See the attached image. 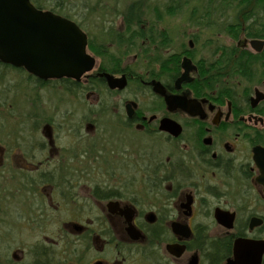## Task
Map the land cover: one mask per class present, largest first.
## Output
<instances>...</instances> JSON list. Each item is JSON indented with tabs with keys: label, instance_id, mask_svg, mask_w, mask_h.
Returning <instances> with one entry per match:
<instances>
[{
	"label": "flooded vegetation",
	"instance_id": "flooded-vegetation-1",
	"mask_svg": "<svg viewBox=\"0 0 264 264\" xmlns=\"http://www.w3.org/2000/svg\"><path fill=\"white\" fill-rule=\"evenodd\" d=\"M52 14L86 35L95 67L78 80H43L0 62V264H227L236 242H264V44L248 49L242 32L233 41L223 28L235 45L198 53L191 37L173 53L143 41L127 51L117 42L124 17L95 41L76 15ZM228 49L233 58L223 67ZM136 52L147 63L140 73L130 59ZM246 53L257 58L250 80ZM172 56L178 73L152 62ZM183 58L193 69L176 87ZM11 73L33 93L26 117L17 113L16 93L6 92ZM105 74L125 77L124 89L110 90ZM152 82L181 106L168 110ZM127 89L123 106L105 108ZM98 93L88 112L67 108L54 118L58 111L47 108L55 96L82 105ZM88 115L103 123H84ZM162 121L179 132L160 130ZM100 177L125 179L126 188L96 184ZM10 242L18 256L5 247Z\"/></svg>",
	"mask_w": 264,
	"mask_h": 264
},
{
	"label": "water",
	"instance_id": "water-1",
	"mask_svg": "<svg viewBox=\"0 0 264 264\" xmlns=\"http://www.w3.org/2000/svg\"><path fill=\"white\" fill-rule=\"evenodd\" d=\"M30 0H0V62L12 68L24 70L39 79L70 78L78 80L95 67V60L87 54V38L79 27L50 11L36 9ZM259 50L263 41H251ZM182 81H188L190 59H181ZM110 90L124 89L125 77L119 79L104 75ZM153 93L164 97L168 110L180 107L176 98L164 96L162 86L152 82ZM255 102L262 97L256 96ZM183 107V106H182ZM128 108V106H127ZM130 116V111H128ZM160 130L173 134L179 128L171 121H162ZM264 254V242L238 241L234 246V259L227 264H260Z\"/></svg>",
	"mask_w": 264,
	"mask_h": 264
},
{
	"label": "rangeland",
	"instance_id": "rangeland-1",
	"mask_svg": "<svg viewBox=\"0 0 264 264\" xmlns=\"http://www.w3.org/2000/svg\"><path fill=\"white\" fill-rule=\"evenodd\" d=\"M40 6H42L46 10L55 9L58 11L69 12L71 17H74L76 15V18L81 19V24L86 30V33H89L90 36L96 41L99 38V31L106 29L107 27L119 29L122 27L123 17L128 12V9H130V6L133 4V2H140L144 0H36ZM166 0H154L152 2H149L148 5L151 7L158 8V11L162 13V6L163 3ZM212 0H198V2L193 1L191 2V6L184 8L183 11L175 16H166L163 14V20L161 23L153 24L157 31H166L170 37V49L168 50L169 53L177 52L182 49L188 48L189 42H193L191 37H194L193 45L198 53H202L203 50H206L210 47H208L209 44H215V43H224L225 45H235V43L230 40V38L223 34L222 30L224 26L226 27L229 23H234L238 21H242V16L247 12L241 11L235 14V11L233 12L231 9H225L223 13H221V16L218 15L221 12V9H216L219 7V5L215 2H211ZM143 5V4H142ZM234 6V5H233ZM208 7V8H206ZM216 7V8H215ZM144 6H142V9ZM209 9L211 13H217L216 17L212 20V29H206L205 26H196L195 24L191 23L190 20L193 19L196 21H201L200 14L204 13ZM242 9V8H240ZM75 18V19H76ZM237 19V20H236ZM149 20V19H148ZM215 31V32H213ZM119 35V33H118ZM141 43V41H139ZM147 43V42H145ZM246 45L249 49V40H247ZM208 47V48H207ZM140 51V49H138ZM134 55H137L135 58L132 59L131 64L133 65V68H137V70L140 73V70L144 68L147 63L146 60L138 53H133ZM132 56V55H131ZM154 56V53L150 54L149 57L152 58ZM16 73H11L10 77H7L6 80L10 79V81L13 82V84H10L7 86V93H16L17 99L16 103H18V108H20V111H17V113L21 114L22 117H26L31 109V101L33 99V93L30 89L29 83H25L24 80H20L18 76H15ZM19 78V79H18ZM19 80V81H18ZM17 81V82H16ZM127 91L130 92L129 89L124 91L118 96L109 97L108 100H106L105 108H111V109H117L122 105V99L126 97ZM14 95V94H13ZM98 93L97 95H88L86 96V99L84 102H82V105L78 101H72V99L63 100L61 97H54L48 102L47 108L50 110H57L58 112L54 113V118L57 116V114H61L62 111H65L67 108L69 112H76L77 110L85 109V111L88 112V107H92L93 110L94 107L98 104ZM102 95V93H101ZM100 95V96H101ZM45 96L41 97L40 101L43 103L45 100ZM16 98V97H15ZM59 101H57V99ZM8 103H10L8 101ZM13 103V102H12ZM58 106V109L54 106ZM82 106V108L80 107ZM46 108V109H47ZM12 111V110H11ZM73 118H76V116H72ZM88 120H86L84 123L86 124H95V123H103L101 119H99L96 115L93 117L92 115H88ZM101 120V121H99ZM23 122L30 123L31 121L29 119H22ZM89 121V122H88ZM149 145L151 149L157 150V148L161 147V141L160 138L157 137H150L149 138ZM95 182V181H94ZM96 184L105 186V187H111V188H126V180L125 179H108L105 177H100L99 180L96 181ZM38 219L41 221L42 219L40 216ZM45 226L44 223H39L38 229L44 230ZM8 245H12L11 254L18 256L17 248H15L13 243H7L5 244V247ZM2 251V250H1ZM0 261L3 263L5 260L0 257Z\"/></svg>",
	"mask_w": 264,
	"mask_h": 264
},
{
	"label": "trees",
	"instance_id": "trees-1",
	"mask_svg": "<svg viewBox=\"0 0 264 264\" xmlns=\"http://www.w3.org/2000/svg\"><path fill=\"white\" fill-rule=\"evenodd\" d=\"M37 9L46 10L36 0H30ZM154 0H144L138 2H133L128 9V12L124 15V27L126 28L125 34H122L118 37L117 42L122 44L127 51L134 50V46L139 43V41L147 42L151 46L156 47V49H166L170 46L171 41L168 33L166 31H157L156 27L153 24L161 23L163 14L166 16H175L180 14L184 8L191 6V2L198 0H166L162 6V13L158 11V8L149 6L148 3ZM211 2H215L212 0ZM199 3V2H198ZM219 7L216 8L221 9L219 12L221 13L225 11V9H231L235 14L241 11L247 10L245 14L242 16V21L229 23L224 26V30L226 34H228L233 40H237L239 34L242 32L243 36L247 40L259 39L264 40V0H217L216 2ZM143 4V5H142ZM234 5V6H233ZM142 6L144 8L142 9ZM208 8V7H206ZM242 8V9H240ZM51 12L61 13L62 11H58L50 9ZM217 13H211L209 9L204 11V13L200 14L201 21L190 20L191 23L196 26H205L208 29H212V20L216 17ZM149 19V20H148ZM237 20V19H236ZM241 23H244V31H240ZM92 50V48L90 47ZM93 51V50H92ZM95 53V51H93ZM229 56L221 58L223 60L224 65L228 66V61H230L232 57L231 49H228ZM245 57V65H246V77L247 80H250L251 73L248 72L250 68H253L257 63V58L255 56H251L246 53ZM158 57L152 60L153 63H159L161 70L171 69L174 73H178L179 71V57L172 56L167 60H161ZM160 60V61H158ZM237 58L235 59V62Z\"/></svg>",
	"mask_w": 264,
	"mask_h": 264
},
{
	"label": "bare ground",
	"instance_id": "bare-ground-1",
	"mask_svg": "<svg viewBox=\"0 0 264 264\" xmlns=\"http://www.w3.org/2000/svg\"><path fill=\"white\" fill-rule=\"evenodd\" d=\"M254 40H257V41H259V39H253V40H251V41H254ZM251 41H250V42H251ZM189 45H191V43H190ZM159 96H161V95H159Z\"/></svg>",
	"mask_w": 264,
	"mask_h": 264
}]
</instances>
